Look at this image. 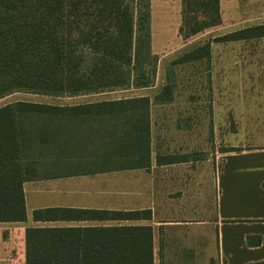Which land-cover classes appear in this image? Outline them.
Listing matches in <instances>:
<instances>
[{
  "label": "trees",
  "instance_id": "1",
  "mask_svg": "<svg viewBox=\"0 0 264 264\" xmlns=\"http://www.w3.org/2000/svg\"><path fill=\"white\" fill-rule=\"evenodd\" d=\"M188 41L223 23L221 0H182ZM264 38V24L198 45L176 59L211 58L213 43ZM152 0H0V98L16 92L78 97L155 86ZM173 68L152 98L77 106L16 102L0 108V223L27 221L24 184L41 164L97 171L149 168L152 105L174 100ZM186 156L167 157L171 163ZM159 163L162 160L159 158ZM151 211L46 209L36 221L149 220ZM151 226L31 227L26 264H154ZM214 262V261H213Z\"/></svg>",
  "mask_w": 264,
  "mask_h": 264
},
{
  "label": "crops",
  "instance_id": "2",
  "mask_svg": "<svg viewBox=\"0 0 264 264\" xmlns=\"http://www.w3.org/2000/svg\"><path fill=\"white\" fill-rule=\"evenodd\" d=\"M178 9L179 30L182 0ZM221 12L223 23L201 36L213 32L214 37H219L264 24V0H221ZM199 62L208 65L205 107H197L202 100L199 97L189 102L188 133L190 138L196 136L195 121L210 123L212 131L215 122L221 121L226 147L230 148L219 155L222 170L216 183L210 176L205 204L199 207L196 176L191 169L186 173L181 168L192 163L191 155L172 149L164 153L157 143L159 126L164 131L163 125L171 122L168 108L176 104L174 96L170 103L152 105L149 168L100 172L83 164L37 166L36 176L24 184L27 221L0 223V264H21L20 257L14 254L15 249H20L15 236L21 237L26 257L28 228L114 226H151L154 264H213L215 260L216 264H264V50L237 49L217 54L212 48L211 58ZM216 72H222L219 84L211 81V74ZM29 103L65 107L97 102ZM178 118H184V113ZM184 129L180 126L177 131L185 133ZM170 156L187 159L171 163L164 159ZM46 209L151 211L152 217L135 221H36L34 213Z\"/></svg>",
  "mask_w": 264,
  "mask_h": 264
},
{
  "label": "rangeland",
  "instance_id": "3",
  "mask_svg": "<svg viewBox=\"0 0 264 264\" xmlns=\"http://www.w3.org/2000/svg\"><path fill=\"white\" fill-rule=\"evenodd\" d=\"M251 1L253 2L254 0ZM178 7L179 0H152L153 52L160 59L154 87L147 89L116 90L78 97H52L28 92H16L0 98V108L20 101L48 102L69 105L84 102L111 101L141 96L153 97L166 84L167 70L172 67L174 73L172 81H174L175 85V96L177 98V102L168 108V115L172 116L171 122L166 127L163 125V128H165L164 131L163 129H160L162 126H159L160 131H158V133H160L158 134L159 141L157 143L159 147H162L164 153H166L168 149H172L173 152L179 151L180 153L191 155L188 157L191 158L192 163L190 165L188 164L186 166H182L181 168L186 173L191 169V173L196 176L198 204L199 207H201L205 204V200L209 197L210 176H213L216 183L217 177L222 170V158H219V155H221L223 151L229 150L230 148L226 147L227 138L224 136L221 121L215 122L213 131L211 130L210 123H206L204 120L195 121L198 130L196 132V136H192L190 138V134L188 133V128L190 126L188 120V111L190 107L189 102L194 103L195 98L199 97V99L202 100L199 102L197 107L199 109L205 107L204 99L206 97V92L204 87L205 83H207L209 79V73L207 72L208 65L206 62L200 63L199 61L183 65H173V63L186 52L198 45L214 40L217 36L214 37V34L212 35L213 32H209L207 36L199 35L185 41L180 36L179 30L176 29V19L179 15ZM212 48L217 52V54L222 51L237 49L260 51L264 50V38L250 41H239V43L235 42V44L214 43ZM221 76L222 72H216L213 76L211 74V81L219 84L221 82ZM196 85L198 92H195ZM181 113H184V118L179 119L178 115ZM157 120H159V118ZM180 120L182 123H180ZM180 126L185 127V133H179L177 131ZM192 126L194 125L192 124ZM164 159L167 160L166 158ZM213 194L214 210H216V186ZM7 233L9 234L10 231L7 230ZM15 241H17L18 245H20V249H15L14 254L20 257L21 264H25V249H23L20 244L21 237L19 234L15 236ZM216 263L217 262L215 260L213 264Z\"/></svg>",
  "mask_w": 264,
  "mask_h": 264
}]
</instances>
